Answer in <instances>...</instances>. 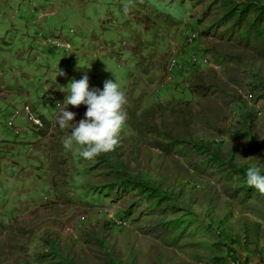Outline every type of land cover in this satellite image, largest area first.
Wrapping results in <instances>:
<instances>
[{"label": "rangeland", "instance_id": "374dc122", "mask_svg": "<svg viewBox=\"0 0 264 264\" xmlns=\"http://www.w3.org/2000/svg\"><path fill=\"white\" fill-rule=\"evenodd\" d=\"M86 1L82 18L83 10L69 9L57 17L64 33L75 29L80 34L72 36L77 60H65L55 51L48 55L47 48L38 46L30 24L38 15H30L29 7L11 13L24 26L17 24L19 32L11 29L9 43L27 52L21 57L15 50L6 59L17 70L10 83L22 99L10 106L29 104L43 124L37 127L21 116L15 120L20 133L10 132L12 138L2 142L12 146L7 155L14 172L11 177L2 170L12 182L10 197L0 196V264H63L62 257L104 264L107 252L120 264H216L215 256L231 258L228 244H221L226 225L238 223L235 214L264 209V200L241 202L233 196L241 177L217 171L208 149L233 157L238 168L257 165L264 172L260 42L254 34L246 37L245 23L219 24L216 0ZM194 29L201 33L209 64L185 75L178 88L157 92L168 60L183 47L184 32ZM84 33L90 37L83 38ZM66 69L71 70L60 86L48 83L49 76L55 79ZM85 74L93 89L117 81L128 100L121 145L94 160L83 158L75 144L65 150L62 138L70 130H61L56 122L68 84ZM249 90L256 96L253 101L247 99ZM67 110L76 113L73 123H78L87 107ZM7 122L2 113L4 129ZM176 139L169 152L158 146ZM104 156L122 160L130 176L152 186L148 191L155 190L159 198L152 201L136 190L111 186L115 174ZM99 208L124 217L128 227L111 226Z\"/></svg>", "mask_w": 264, "mask_h": 264}, {"label": "crops", "instance_id": "0c3cea01", "mask_svg": "<svg viewBox=\"0 0 264 264\" xmlns=\"http://www.w3.org/2000/svg\"><path fill=\"white\" fill-rule=\"evenodd\" d=\"M41 2V5L44 7V16L42 20H44V23L48 26H51L53 29H58V16L63 17L64 12L66 9L69 10H83V15H79L80 18H82L85 15L86 0H39ZM17 6H19V9L17 10ZM29 7V1L28 0H0V196L7 195L10 197L9 194H11V191H9L7 188L10 186L7 174L2 173V170H8L9 175L12 177L11 169L13 168V161L10 160L7 153L12 149V146L10 148L3 147L2 142H8V139L12 138L14 135L13 133H10V131L6 128L4 129L2 127V113L5 111L7 107H11L10 105L15 102H20L22 99H17L18 96L15 94L17 90L16 85H12L11 79L12 76L17 75V70L13 66V64L9 63L6 59L10 56H13L14 51L18 50V54L21 57H26V48L17 49L16 44L13 42V44L9 43V37L13 35L11 29L14 28L17 32L19 30L17 29V24L24 26L23 24L19 23L14 17L12 18V14L17 13L20 14L23 10L27 11ZM59 7V9H57ZM12 13V14H11ZM8 17H10L11 20H8ZM78 20V19H77ZM6 21H9V23H6ZM16 21V22H15ZM60 25V24H59ZM27 27V26H25ZM28 28V27H27ZM31 41V39H30ZM26 43V42H24ZM110 52V51H109ZM108 52V53H109ZM31 53V51H29ZM54 50H49V54H53ZM110 54V53H109ZM59 65L61 63L59 62ZM66 67V65H62ZM71 69H66L64 73L66 75H60V72L58 75H56V78H51L49 76L48 83L51 85L53 83L60 84V82L67 79V73L70 72ZM60 75V76H59ZM49 85V84H48ZM60 86V85H59ZM25 101L29 98L28 94L24 95ZM30 131V129H27L26 132ZM16 136V135H14ZM246 166H242L240 168H243ZM239 174V173H238ZM241 178L237 179L239 180L238 186H234L235 194L233 196H237L240 198L241 202H245L249 200L250 202L253 201V198L255 199H263L264 195L259 194L256 190L253 191L249 196H247V190L246 188L249 186L247 184V179L242 178L241 175H238ZM4 190V191H3ZM235 222H238L234 227H229L226 225L227 231L225 234L231 237L232 242L227 241V238L225 240H221V244H228L226 246V250H231L232 257H223L215 256L213 258L214 263H220V264H232L233 261H240L242 264H264V209L261 207H258L255 209V212L251 213H239L234 215ZM223 221L225 224L227 222V219H224ZM222 222V223H223ZM177 223V222H176ZM257 226L260 229V232L262 234L261 238H254L247 242V232L245 229L248 227L251 231H253L254 226ZM250 231V232H251ZM251 238V236H250ZM229 248V249H228ZM227 254V253H226ZM220 260V261H219Z\"/></svg>", "mask_w": 264, "mask_h": 264}, {"label": "clouds", "instance_id": "9594fccd", "mask_svg": "<svg viewBox=\"0 0 264 264\" xmlns=\"http://www.w3.org/2000/svg\"><path fill=\"white\" fill-rule=\"evenodd\" d=\"M113 13L116 12L114 11ZM106 22L107 21H103L104 26ZM116 26V28L119 27V25ZM54 30L60 31L61 29L58 28ZM86 34L87 33H84L82 37H85ZM76 35L79 36L80 34L77 33ZM87 36L90 37V34H87ZM76 37L74 40H76ZM179 51H177V53ZM121 66L123 65L119 64L118 67L121 68ZM60 75L66 74L60 70ZM184 76L185 75H183L181 79H183ZM160 85L157 89V92L159 93L161 91ZM178 86L176 88H178ZM67 89V95L63 102L65 107L61 109L56 118V122L61 130H70V134L62 138L65 150H71L75 144L79 146L80 155L87 160H94L99 155L115 152V150L121 145V132L126 126L128 120V113L126 110L128 100L125 92L121 89L120 84L117 81L113 82L112 80H106L104 81L103 90H100L99 88L93 89L90 88L89 77L85 74L79 80L72 79L68 84ZM81 105L87 107L85 118L81 119L78 123H73L76 118V113L68 111L67 108L68 106L79 108ZM11 107H7L3 113L5 114V112ZM38 118L42 121L40 117ZM9 131L12 132L11 130ZM20 131L21 130L18 128L19 133ZM14 134L17 135L16 133ZM246 178L249 186L256 189L259 194L264 195V172H262L259 166L252 165L248 167L246 170ZM188 186L197 189L200 188L199 185H194L193 183H190Z\"/></svg>", "mask_w": 264, "mask_h": 264}, {"label": "built area", "instance_id": "2783aa9c", "mask_svg": "<svg viewBox=\"0 0 264 264\" xmlns=\"http://www.w3.org/2000/svg\"><path fill=\"white\" fill-rule=\"evenodd\" d=\"M44 7L41 5L39 0L31 1L29 3L30 15H38V18L30 20L36 28L37 39L34 41L39 47H45L48 50H54L55 52L61 53L65 60H77L78 56L75 51L73 42V35L77 34L75 29H70L68 34L64 33V30L56 31L42 22L45 16ZM46 17V16H45ZM77 36V35H76ZM73 41V42H72ZM201 36L197 30H187L184 32V44L182 49L172 56L168 63L164 73V79L160 85V90L174 89L181 82L183 75L188 74L190 71H194L198 68L207 66L209 64L208 55L204 54L201 49ZM247 99L249 101L255 100L256 96L253 91L246 92ZM57 107H61V103H56ZM5 116L8 119L7 129L18 134V128L15 126V120L21 116H24L30 123L36 126H42V121L34 113L30 105L25 104L22 108L13 107L9 108L5 112ZM217 143L221 142V139H216ZM199 187V186H198ZM101 215L107 217L109 223L115 228H126L128 227V221L122 217H118L111 211L105 208L98 209ZM232 264H242L240 261H233Z\"/></svg>", "mask_w": 264, "mask_h": 264}, {"label": "trees", "instance_id": "16d2710c", "mask_svg": "<svg viewBox=\"0 0 264 264\" xmlns=\"http://www.w3.org/2000/svg\"><path fill=\"white\" fill-rule=\"evenodd\" d=\"M216 2L219 4V14L221 15L219 24H227L229 21L236 23V25L245 23L248 28L246 31V37L249 39L251 35L254 34L256 39L260 42V47L264 53V5H261L257 0H247L244 2H240L238 0H216ZM191 72L193 71H190L189 73ZM243 136L244 134L242 133L237 134L235 139H240V137ZM176 142H179V140L176 139L175 142L168 143L167 145L163 142H158V146L162 150L169 152ZM208 151L217 171L227 172L230 170L237 174L239 173L238 175H241L242 178H246V170L249 166L238 168L234 163L233 157L227 159L226 157L228 154L223 153L220 149L210 148ZM103 158L106 162L105 166H107L110 171L115 174V180L111 186H116L117 189L125 192L136 190L139 196L146 194L145 197L152 201L155 198H159V195L155 190L148 191L152 186L141 180H135V177L132 178L130 176L126 170L125 163L122 160L107 156H104ZM128 177L131 179H128ZM246 190L248 192L247 196H249L256 189L248 186ZM245 231L247 232V242L254 238H261L262 236L260 229L256 225L254 226L253 231H251L248 227ZM226 238L227 241L231 240V237L228 235H226ZM230 242H232V240ZM62 261L63 264H88L86 262L78 263L74 259L68 257H62ZM104 264H120V262L116 260L111 252H107L106 262Z\"/></svg>", "mask_w": 264, "mask_h": 264}]
</instances>
